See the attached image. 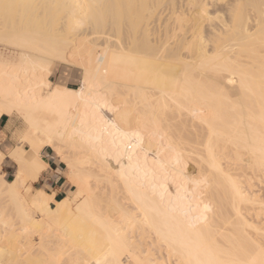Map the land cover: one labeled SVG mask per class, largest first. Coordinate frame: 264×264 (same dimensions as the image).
Instances as JSON below:
<instances>
[{
    "label": "bare ground",
    "instance_id": "6f19581e",
    "mask_svg": "<svg viewBox=\"0 0 264 264\" xmlns=\"http://www.w3.org/2000/svg\"><path fill=\"white\" fill-rule=\"evenodd\" d=\"M16 1L56 4L60 27L16 24ZM59 65L79 88L52 83ZM4 114L27 129L11 181L0 151V225L28 244L0 264H264V0H0ZM45 148L77 188L62 201L28 196Z\"/></svg>",
    "mask_w": 264,
    "mask_h": 264
},
{
    "label": "rangeland",
    "instance_id": "374dc122",
    "mask_svg": "<svg viewBox=\"0 0 264 264\" xmlns=\"http://www.w3.org/2000/svg\"><path fill=\"white\" fill-rule=\"evenodd\" d=\"M148 1V0H147ZM149 1H151V2H154V1H156V0H149ZM38 2V1H37ZM141 2V1H140ZM140 2H138V3H140ZM26 3V2H25ZM29 2H27V4L26 5H24V4H20V2L18 3V1H16V3L14 2V3H12V4H9V2L7 3L8 5H11V6H9L12 10H11V12H13V16H12V14H11V16H10V18L12 19V17H13V19L12 20H14L15 22H16V24H17V22H18V24L19 25H26V21L24 20V19H26L27 17H28V15L30 14V16H29V18L31 19V25L32 26H36V24L38 23V22H40L39 23V25L41 26L40 28H43V26L42 25H44V24H47L48 26L50 25V24H52L53 26H54V24H56L57 25V23H59V21H55L54 19L52 20V22H50L51 21V17L49 16L50 14H52L54 17H55V19H57V16L55 15V12L57 11V7L58 6H56V4H51L50 5V3H45V2H43L42 1V3L43 4H41V6H40V4H38V7H37V9H38V11H37V9H36V7H35V10H36V15H35V11L33 12L34 13V15H32V16H34L35 18H36V21L34 20L35 18H33V20H32V17H31V14H33L32 13V11H30V10H34L33 8H34V6H33V4L30 2V4H32V5H30V4H28ZM36 3V2H35ZM34 3V4H35ZM39 3H41V2H39ZM141 3H143V1L141 2ZM14 4V5H13ZM46 4H49L48 5V7L46 6ZM21 5V6H20ZM37 5V4H36ZM35 5V6H36ZM53 5V6H52ZM24 6V7H23ZM33 6V8H31V7ZM30 7V8H29ZM51 7V8H50ZM54 7H55V9H54ZM29 8V9H28ZM48 10H47V9ZM50 8V9H49ZM53 8V9H52ZM18 9H20V10H18ZM41 9H43V10H41ZM14 10V11H13ZM53 10H55V12H53ZM98 10V9H97ZM16 11V12H15ZM22 11V12H21ZM40 11V12H39ZM48 12L49 13V15L47 16V14L48 13H46V12ZM51 11V12H50ZM96 11V10H95ZM16 14H15V13ZM27 12V14H28V12H29V14L28 15H26L25 13ZM31 12V13H30ZM42 12V13H41ZM97 12V11H96ZM23 13V14H22ZM37 13H40L41 15L39 16V14H38V16H37ZM46 13V14H45ZM56 14L58 15L59 13H58V11L56 12ZM23 15V16H22ZM27 17H26V16ZM44 16V17H50V19L49 18H47L48 20H45L44 21V19L43 18H41V16ZM46 15V16H45ZM19 16H21V17H19ZM25 16V17H24ZM37 16V17H36ZM42 16V17H43ZM53 18V17H52ZM39 19H40V21H39ZM42 19V20H41ZM11 20V21H12ZM17 20V21H16ZM33 21V22H32ZM48 21V22H47ZM55 21V22H54ZM61 21V20H60ZM98 22L96 23L97 25H98V27H99V29H98V27H97V25L94 23V25L93 26H95L94 27V29H93V31L94 30H96V31H98V32H93L94 33V36H97V37H100V36H102L101 34H102V32L104 31V27H103V25L104 24H102V21H101V19H98L97 20ZM100 21V22H99ZM46 22V23H45ZM50 22V24H48ZM53 22H54V24H53ZM57 22V23H56ZM14 23V22H13ZM15 24V23H14ZM34 24V25H33ZM102 24V25H101ZM38 25V24H37ZM46 25V27H48ZM90 25V24H89ZM88 25V26H89ZM91 25H92V23H91ZM91 25H90V27H91ZM45 26V25H44ZM51 26V25H50ZM92 26V27H93ZM33 27V28H34ZM39 27V26H38ZM57 27L59 28L60 27V25L58 26L57 25ZM57 27H54V30H53V32H55V30L56 31H58V28ZM96 27H97V29H96ZM100 28L102 29V30H100ZM99 32H101V34L99 33ZM96 33V34H95ZM98 34V35H97ZM62 76H64L65 77V80L63 81V80H60L61 78H62ZM50 80L52 81V83H54L55 85H57V84H65L67 87H69V88H72V89H77V88H79L80 87V71H76L75 69H71V68H64V66L63 65H59L58 67H56L55 69H54V71H53V74L50 76ZM10 120H11V126H10V128H9V130H8V136L7 137H5L4 136V141H2V140H0V151L5 155V157H4V160L2 161V169L3 170H1L3 173H2V175L6 178V180H8V181H11V180H13L14 179V176H15V172H16V165L12 162V160H10L9 158H8V156H9V153H10V151L12 150V149H14L15 147H17L18 145H19V137H22L21 135H24L25 133H26V129H27V127H26V125H25V123H24V121H23V119L21 118V117H19V116H16V115H14V116H11L10 117ZM26 127V128H25ZM25 132V133H24ZM18 137V138H17ZM24 147L25 148H28V144H24ZM42 158L48 163V160L49 159H51V158H53V160H54V162H55V164L60 168V169H62V171H63V177H64V181H65V185H66V188H67V195L65 196V197H68L69 195V197H71V196H73L74 194H75V192L77 191V188L74 186L73 187V185L71 184V182L69 183L68 181H67V178L69 177L68 176V171L66 170L67 169V167H66V165L64 164V163H61V162H59V161H61L58 157H57V155L52 151V149L51 148H45V149H43V151H42ZM48 168H49V166H48ZM48 168H47V170H48ZM47 170H45L43 173H42V175H41V177H43V176H45V174L47 173ZM65 170H66V173H67V177H66V175H65ZM263 173V174H262ZM251 176V175H250ZM258 176V177H257ZM256 177L255 176H253L252 177V180H251V185H252V187H251V185H250V187L252 188V189H254V190H250V191H254V192H250L251 194V196H254V197H257V196H259L258 198H260L259 200L261 201L262 199H264V172H261V176H259V175H257ZM12 177V178H11ZM41 177H40V179H41ZM11 179V180H10ZM69 180V179H68ZM28 185L29 186H31V190H30V193H29V197H32L33 195H34V193H36L37 192V190L36 189H43V190H45L44 188H43V185L42 184H40V183H34V184H32V182H29L28 183ZM24 194L26 193V192H24V190L22 189L21 190ZM46 191V190H45ZM256 191V192H255ZM47 192V191H46ZM73 192V193H72ZM32 193V194H31ZM253 193H254V195H253ZM255 194H256V196H255ZM257 198V199H258ZM263 202H264V200H262ZM73 207H75V205H73ZM264 211V210H263ZM262 211V213L259 211V212H257V211H255V210H253V211H251L250 213H251V218H249V220H251L252 222H254L255 224H257V225H259V226H261V223H262V227H264L263 226V224H264V212ZM11 212H14V211H11ZM15 213V212H14ZM35 215L37 214L38 215V218H37V215L34 217V219L36 218L38 221H40V222H42V219H45L41 214H39L38 212H36V211H34L33 212ZM33 213H32V215H33ZM16 214V213H15ZM261 216H260V215ZM11 215V214H10ZM14 215V214H13ZM260 217H259V216ZM16 216V215H15ZM40 217V218H39ZM248 217H250V216H248ZM13 218H14V216H13ZM15 221H17V224H15L14 222ZM14 221V219H13V225L12 226H2L1 227V225H0V228H2L3 230L1 231V229H0V234L3 232H5L4 233V241L2 240L3 239V236L1 237V235H3V233L0 235V239L2 240V242H0V246H1V248H3L4 250L5 249H9V250H15V251H18L19 253L18 254H23V252H25V250H23L22 248H26V246H27V244H28V241H27V239H25V238H23L22 236L24 235V233L22 232V230L20 229V227H22V226H24L23 224L21 225V223H20V221L19 220H15ZM44 221V220H43ZM259 222H261V223H259ZM18 225V226H17ZM19 225H20V227H19ZM11 227H13V228H15L16 227V230L14 229V231L12 230V228ZM8 228H10V229H8ZM19 228V229H18ZM5 229H7V230H5ZM23 229V228H22ZM12 231V234H11V231ZM249 230H251V229H249ZM7 231H10V232H7ZM252 231V230H251ZM250 231V232H251ZM7 232V233H6ZM16 234H14V233ZM23 234H22V233ZM9 233V234H8ZM21 233V234H20ZM6 234V235H5ZM9 235V236H8ZM6 236V237H5ZM12 236V237H11ZM254 236H255V234H254ZM257 236V235H256ZM255 236V237H256ZM16 237V238H15ZM264 237V234L263 235H260V238H263ZM257 238H258V240H259V237L257 236ZM264 239V238H263ZM263 239H260V240H262V241H260L261 243L263 242V245H264V240ZM0 240V241H1ZM18 240H21V242L20 241H18ZM22 240H26L25 242L24 241H22ZM50 240H52L51 238L49 239L48 238V241H50ZM20 242V244L22 243V242H24V244H23V246H22V244L20 245V244H18ZM27 242V243H26ZM8 243V244H7ZM26 243V244H25ZM53 242H51V243H49L48 245H47V247L48 246H50V248H52V250H53V248H54V245H56V244H52ZM19 246H21L22 248H20V246L18 247L17 245ZM10 246L11 248H8L7 246ZM14 248V249H13ZM20 249V251H19V249ZM49 248V247H48ZM16 249H18V250H16ZM22 249V250H21ZM23 251V252H22ZM22 252V253H21ZM156 252V251H155ZM18 254H16V256H12V258L13 257H17L18 256ZM13 255H15V254H13ZM6 256V255H5ZM4 256V257H5ZM157 256H158V253H157ZM156 256V257H157ZM26 257L27 256H25L24 258L26 259ZM159 257V256H158ZM157 257V259L159 260L158 261V263H160V261H162V259H159ZM14 258V261L17 259H15ZM166 260V259H165ZM65 261V260H64ZM157 261V260H156ZM164 261V260H163ZM161 262V264L162 263H165V262ZM168 261V260H167ZM18 262V261H17ZM14 263H16V262H14ZM19 263V262H18ZM24 263V262H23ZM23 263H21V264H23ZM64 264H66V261L65 262H63ZM157 263V264H158ZM168 262H166V264H167ZM20 264V263H19ZM169 264V263H168ZM171 264H172V262H171ZM174 264V263H173Z\"/></svg>",
    "mask_w": 264,
    "mask_h": 264
},
{
    "label": "crops",
    "instance_id": "0c3cea01",
    "mask_svg": "<svg viewBox=\"0 0 264 264\" xmlns=\"http://www.w3.org/2000/svg\"><path fill=\"white\" fill-rule=\"evenodd\" d=\"M54 69H53V71H54ZM60 80L64 81L65 77L62 76V78ZM10 126H11L10 116H8L6 114L0 116V140L4 141V136L5 137L8 136V130H9ZM59 162H61V161H59ZM47 164L49 166L48 170L46 169L47 173L43 177H41V175H42L41 174L40 175L41 179L39 177V180L37 182H35V183L42 184L43 188L47 192L43 189H36V190H42V191L48 193L49 195H54L55 201H62L64 199L68 198L70 195L68 197H65L67 195V188L65 185L64 177L62 176L63 175L62 169H60L55 164L53 158L49 159ZM65 175L67 177L66 170H65ZM67 181L69 182V180H67ZM32 184H34V183H32Z\"/></svg>",
    "mask_w": 264,
    "mask_h": 264
}]
</instances>
